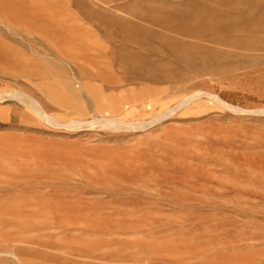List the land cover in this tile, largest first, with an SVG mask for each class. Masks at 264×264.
<instances>
[{
	"label": "rangeland",
	"instance_id": "1",
	"mask_svg": "<svg viewBox=\"0 0 264 264\" xmlns=\"http://www.w3.org/2000/svg\"><path fill=\"white\" fill-rule=\"evenodd\" d=\"M0 264H264V0H0Z\"/></svg>",
	"mask_w": 264,
	"mask_h": 264
},
{
	"label": "bare ground",
	"instance_id": "2",
	"mask_svg": "<svg viewBox=\"0 0 264 264\" xmlns=\"http://www.w3.org/2000/svg\"><path fill=\"white\" fill-rule=\"evenodd\" d=\"M6 24V23H5ZM11 29V28H10ZM15 30V29H14ZM9 48H11V47H9ZM2 56V55H1ZM18 56V55H17ZM3 99V98H2ZM189 99V98H188ZM185 101V100H184ZM184 103V102H183ZM40 106V105H39ZM170 113V112H169ZM45 114V113H44ZM164 116V115H163ZM50 120V119H49ZM52 120V119H51ZM81 124V123H83V121H76V122H72L71 124H70V126H73V125H75V124ZM108 124H111V123H108ZM88 125V124H87ZM112 125H116V123H113ZM72 129V128H71ZM14 254V253H13ZM14 257V256H13Z\"/></svg>",
	"mask_w": 264,
	"mask_h": 264
}]
</instances>
